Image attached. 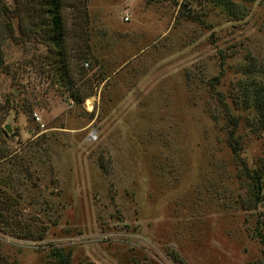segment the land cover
<instances>
[{
	"label": "rangeland",
	"instance_id": "rangeland-1",
	"mask_svg": "<svg viewBox=\"0 0 264 264\" xmlns=\"http://www.w3.org/2000/svg\"><path fill=\"white\" fill-rule=\"evenodd\" d=\"M24 2L0 0V264L51 246L71 264H264V199L221 105L264 195V0H61L59 45Z\"/></svg>",
	"mask_w": 264,
	"mask_h": 264
},
{
	"label": "trees",
	"instance_id": "trees-1",
	"mask_svg": "<svg viewBox=\"0 0 264 264\" xmlns=\"http://www.w3.org/2000/svg\"><path fill=\"white\" fill-rule=\"evenodd\" d=\"M24 16L26 17L27 21L31 23L30 25H39L41 28V32H39L40 35L43 36L44 40L54 44L59 45L60 40L64 36V28L62 24V18H61V0H25L24 2ZM5 9V8H4ZM6 10V9H5ZM14 16L20 18V13H13ZM33 17H39L40 19L38 21H33ZM47 18V19H44ZM2 26H4L5 30L7 32H11V26L8 21H2ZM18 26H21L20 20H18ZM1 42H2V35L0 33V64L2 62V51H1ZM61 61V60H59ZM60 67V68H59ZM57 69L62 70L64 69L63 75L64 78H68V66L64 62L61 61ZM62 75V74H61ZM69 82V81H68ZM82 98V97H81ZM221 101V99H220ZM221 105L223 108V112L226 116L228 126L230 128L228 129L229 133V146L231 149V152L233 153L234 157L237 161H239V166L242 170L243 175L245 178L249 181V188H251V194L255 198L256 201L263 200L264 195L261 191V177H262V168L254 166L252 168L248 167L243 159H241L238 155V144L236 143L234 139V128L236 125V118L235 116L230 113L228 110V107L221 101ZM263 112V110H262ZM260 112V113H262ZM263 124V125H262ZM262 124L261 127L264 126V115L262 116ZM0 132H3L2 129H0ZM2 150V149H1ZM4 151H2L3 153ZM264 164V163H263ZM262 164V165H263ZM247 181V182H248ZM10 201L6 198L1 199L0 198V212L1 209L4 210V204L10 205ZM1 215V214H0ZM37 235V234H36ZM34 235V237L40 238L42 235ZM259 237L264 240V237L259 235ZM7 264V263H6ZM41 264H71L70 262V249L64 248L61 246H51L49 247L48 251V259L43 261ZM76 264H94L92 262H83L78 261Z\"/></svg>",
	"mask_w": 264,
	"mask_h": 264
}]
</instances>
